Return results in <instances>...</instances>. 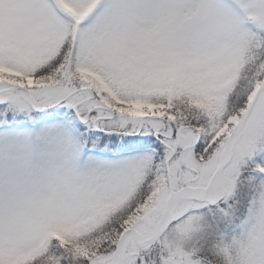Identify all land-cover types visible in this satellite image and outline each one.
<instances>
[{
    "label": "snow or ice",
    "instance_id": "obj_1",
    "mask_svg": "<svg viewBox=\"0 0 264 264\" xmlns=\"http://www.w3.org/2000/svg\"><path fill=\"white\" fill-rule=\"evenodd\" d=\"M0 264H264V0H0Z\"/></svg>",
    "mask_w": 264,
    "mask_h": 264
}]
</instances>
